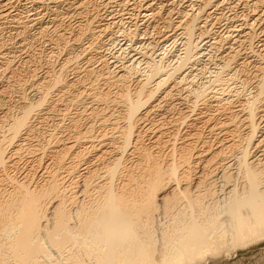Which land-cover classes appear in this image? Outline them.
Instances as JSON below:
<instances>
[{
	"label": "bare ground",
	"instance_id": "6f19581e",
	"mask_svg": "<svg viewBox=\"0 0 264 264\" xmlns=\"http://www.w3.org/2000/svg\"><path fill=\"white\" fill-rule=\"evenodd\" d=\"M125 1L117 7H124ZM214 2L205 0L192 14H181L177 23L169 19L167 28L181 31L183 41L178 50L156 53L153 45L141 46L140 50L136 46L140 57L130 60L128 52L135 50V38L143 31L140 26L134 22V29L116 33L126 41L121 40L118 49V40L105 37L121 21L104 22L103 16L97 20L100 40L92 49L97 52L105 48L110 55V59L104 55L100 77L104 82L121 85V92L114 99H109V91L93 97L100 107L104 104L105 110L109 103L122 106L121 121L124 119L125 125L117 128V135L113 132V136L95 137L99 149L92 141L94 136L88 137L93 132L89 129L78 132L77 137L70 138L72 141L51 135L48 145L56 150L55 163L62 168L65 157L71 159L63 168L64 177L60 172L42 171L41 182L33 186L10 177L11 192L0 195V264H210L264 241V116L258 117L257 110L264 101V61L257 66L263 75L254 91L246 89L245 81L239 78L246 66L236 70L238 55L230 53L215 63L211 53L229 40L207 44L203 38L209 31L208 19L202 14ZM11 3L0 0L3 14ZM158 5L155 9L149 3L144 9L152 13L148 22L161 18L163 7ZM252 30L253 25L247 29V40H251ZM208 56L213 66L207 67L208 62L203 66V82L189 94L196 101H205L206 114L197 116L196 122L206 126L211 139L208 143L202 141L201 147L197 145L200 136L181 144L173 139L165 156L153 151V144L145 146L141 143L144 129L137 128L144 119L143 111L169 83L186 84L194 78L192 67L208 61ZM63 77L61 73L39 86L50 89L62 84ZM48 94L38 103H26L21 114L7 124L8 136L0 140L3 171L20 151L7 154L8 146L32 133V115L46 104ZM101 111L97 109L93 115L97 117L96 112ZM109 117L102 114L100 127L110 122ZM109 124L116 127V122ZM240 126L245 128L242 134ZM4 128L0 126V133ZM84 139L98 152L93 161L101 160V164L85 158L88 149L81 143ZM126 157L134 158L129 165L125 164L130 161Z\"/></svg>",
	"mask_w": 264,
	"mask_h": 264
},
{
	"label": "rangeland",
	"instance_id": "374dc122",
	"mask_svg": "<svg viewBox=\"0 0 264 264\" xmlns=\"http://www.w3.org/2000/svg\"><path fill=\"white\" fill-rule=\"evenodd\" d=\"M54 1L56 0H45L38 3V0H12L11 5L7 8L9 11L6 14L8 15L3 14L4 8L0 5V126L5 127L0 133V140L4 136H8L7 124L9 125L13 118L21 114L26 103L33 104L42 101L41 98L46 96V92L49 91L46 104L37 108L36 114L32 115V133L28 132L22 137V140L16 141L7 148V154L11 153V155L16 150L20 151L12 157L13 162L4 170L5 172L0 169V195L3 196L11 192V176L19 183L27 181L30 186L41 182L42 174L46 171L48 173L49 171L60 172L59 174L63 173L64 177L63 168L66 164H70L71 159L65 157V165L62 168L57 165V162L55 163L56 159L53 158H55L54 152L56 150L52 145H48V139L51 135H56L59 139L69 140L77 137L78 132L86 133L89 129L93 132L88 137L94 136L92 141H94L95 148L99 149L100 144L95 137L104 134L113 136L116 130L125 125L124 119L121 121L123 118L122 106L109 103L108 108L110 107V109L106 108L105 110L104 104L101 105L102 109L93 97L101 92L109 91V99H114L115 95L121 92V85L104 82L100 77L102 76L101 71L104 69L102 61L106 57L110 59V55L107 51L104 52L105 48L97 52L92 49L100 40L97 38L99 31L97 20L102 19L103 16L104 22H107L106 20H109L110 23L111 21L115 23L121 21L119 25L112 26L107 33V38L105 37L106 40L110 38L118 40L117 45L115 44L118 49L123 44L122 42L119 43L123 37L120 39V34L116 33L119 30L134 29L135 22L143 31L137 34L135 40L139 43H134V49L136 46L140 50L141 46V48H147L149 45H153L156 47L154 49L156 53L168 50L173 52L179 49L177 47L183 40L181 31H176L175 28H167L169 19L177 23L181 14L182 16L183 14H192L193 11L197 10V6L202 5L205 0H126L125 6L122 8L117 7L121 0H80V2L79 0H60L59 3H53ZM256 1L259 2L256 3ZM80 3L84 6L79 9ZM143 3L146 5L141 8ZM149 3L155 9L156 6H159L158 4H162L161 18L148 22L152 13L151 11L145 13L144 9L146 6L148 7ZM212 4L207 6L202 14L203 19H208L206 26L207 32H209L203 36L205 43L211 42L209 44H212L213 41L217 42L223 38H227L229 41L223 42L221 44L223 47L218 48L217 51L212 50L214 54L211 53V56H215L213 60L219 64L222 61L220 59L228 57L230 53L231 55H238L239 58L237 57L235 64L236 70L243 64V67L246 66L241 70L239 78L242 82L245 81L246 89L254 91L253 88L257 85V80L263 75L258 71V67H261L260 64L264 61V0H215ZM146 14L148 15L146 16ZM248 25H253L251 40H247L245 37L248 32L247 29L250 28ZM146 30L148 33L143 34ZM105 39L103 38V41ZM137 49L128 52V56L131 54L130 58L127 56L128 60L140 57V54H137L139 52L136 51ZM99 52L101 54L97 55ZM101 57H103L102 60ZM207 59L208 61L205 63L199 62L192 67L194 77L192 79L195 80L191 82L192 79H190L187 81L190 83L187 84L186 82V84L180 85L169 83L164 90L157 94L151 107L143 111L145 113L144 119L138 123L137 128L144 129L141 143H144L145 146L149 148L153 144V151L162 152L165 156L169 141L173 139L181 144L180 142L185 139L193 141L200 136V143L197 144L200 147L202 141L208 143L211 139L206 126H203L201 122H196L197 116V118H202L206 114L205 101L203 103L200 100L196 101L189 94L191 89L193 90L203 82V66L207 62L209 63L207 67L213 66L210 56ZM61 73L62 76L64 75L62 84L50 87L51 91L49 88L46 90L40 88V83L54 79L56 75L59 76ZM130 85H133L132 82ZM235 85L239 87L241 82ZM261 102L257 105L258 117L264 116V101ZM97 109L102 111L101 113L96 112V117L93 113ZM102 114L109 115L111 118L109 123L116 122V127L113 125L111 127L109 123L100 127ZM240 127L239 133L242 134L245 132V128ZM84 140L81 143L84 149L89 150L86 151L88 153L85 152L87 156L85 158L90 159L88 161L91 162L97 158L98 152L94 147H91V143H86V139ZM166 141L168 143H165ZM87 146L89 147L87 148ZM127 159L130 161L125 162V164L129 165L128 163L134 158L126 157ZM93 162L101 164V160L97 161L96 159ZM237 251L233 252L229 258L222 256L210 264H264L263 240L252 247H248V250L243 248Z\"/></svg>",
	"mask_w": 264,
	"mask_h": 264
}]
</instances>
